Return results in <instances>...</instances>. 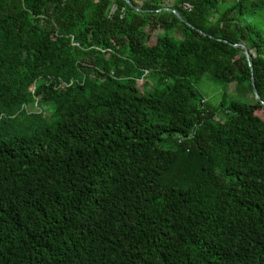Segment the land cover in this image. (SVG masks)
Listing matches in <instances>:
<instances>
[{"label": "trees", "instance_id": "1", "mask_svg": "<svg viewBox=\"0 0 264 264\" xmlns=\"http://www.w3.org/2000/svg\"><path fill=\"white\" fill-rule=\"evenodd\" d=\"M129 1L0 0V264H264V0Z\"/></svg>", "mask_w": 264, "mask_h": 264}, {"label": "rangeland", "instance_id": "2", "mask_svg": "<svg viewBox=\"0 0 264 264\" xmlns=\"http://www.w3.org/2000/svg\"><path fill=\"white\" fill-rule=\"evenodd\" d=\"M140 1V0H139ZM225 1H233V0H225ZM173 0H163L162 4L166 9H170L172 6ZM207 78H204L199 83L195 85V88L202 94L205 95V98L213 104H219L221 95L223 94V97L227 96L229 99L234 98L237 93L234 89V85L230 84L226 90V93L220 92V90H215L218 86L214 82L207 81ZM247 96L250 98L251 95L248 93Z\"/></svg>", "mask_w": 264, "mask_h": 264}, {"label": "water", "instance_id": "3", "mask_svg": "<svg viewBox=\"0 0 264 264\" xmlns=\"http://www.w3.org/2000/svg\"><path fill=\"white\" fill-rule=\"evenodd\" d=\"M124 1L126 2V4L128 6H130L131 8H134V6L132 5L131 1H129V0H124ZM136 10L139 11L138 9H136ZM163 10L171 12L174 15V17H176L181 23L186 24L184 22V20L179 16V14L176 11H170L169 9H166V8H163ZM202 35L205 36L204 34H202ZM232 47L240 49L243 52V54L245 56V59H246V61L248 63L249 70L252 72V65H251L250 60H249L250 57L248 55L247 49L244 46H242V45H233ZM251 85H252V91H253L254 97L259 101V103L261 105L264 106L263 101L261 100V98L259 97V95L256 92V89H255V86H254V82H253V78H251Z\"/></svg>", "mask_w": 264, "mask_h": 264}, {"label": "built area", "instance_id": "4", "mask_svg": "<svg viewBox=\"0 0 264 264\" xmlns=\"http://www.w3.org/2000/svg\"><path fill=\"white\" fill-rule=\"evenodd\" d=\"M72 45L75 46V47H80V45L78 43H75L72 39Z\"/></svg>", "mask_w": 264, "mask_h": 264}]
</instances>
